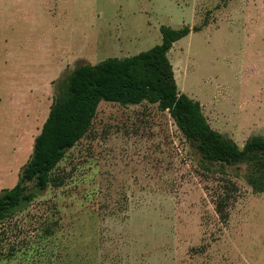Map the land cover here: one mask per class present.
Returning <instances> with one entry per match:
<instances>
[{"label": "rangeland", "instance_id": "1", "mask_svg": "<svg viewBox=\"0 0 264 264\" xmlns=\"http://www.w3.org/2000/svg\"><path fill=\"white\" fill-rule=\"evenodd\" d=\"M163 25L201 27L168 56L211 127L264 137V0H0V193L71 72L161 44ZM249 170L203 159L158 104L102 101L62 185L0 222V264H264Z\"/></svg>", "mask_w": 264, "mask_h": 264}, {"label": "trees", "instance_id": "2", "mask_svg": "<svg viewBox=\"0 0 264 264\" xmlns=\"http://www.w3.org/2000/svg\"><path fill=\"white\" fill-rule=\"evenodd\" d=\"M200 30L199 26L176 29L163 25L161 44L149 50L76 67L69 75L63 95L51 105L19 181L0 193V222L24 210L50 185H62L53 171L66 152L87 134L102 101L123 106L158 104L169 112L203 159L230 166L248 163L246 181L254 192L263 193L264 137H253L240 147L211 127L199 101L178 89L168 53L175 42Z\"/></svg>", "mask_w": 264, "mask_h": 264}]
</instances>
